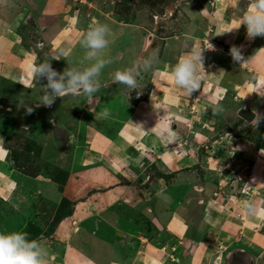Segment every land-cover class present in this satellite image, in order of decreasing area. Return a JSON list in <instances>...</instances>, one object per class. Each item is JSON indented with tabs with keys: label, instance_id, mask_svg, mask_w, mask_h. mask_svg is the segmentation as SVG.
Here are the masks:
<instances>
[{
	"label": "rangeland",
	"instance_id": "rangeland-1",
	"mask_svg": "<svg viewBox=\"0 0 264 264\" xmlns=\"http://www.w3.org/2000/svg\"><path fill=\"white\" fill-rule=\"evenodd\" d=\"M218 2L224 17L237 27L250 0ZM62 5L67 16L78 14L80 37L95 23L110 26L112 42L106 55L112 63L102 71L98 78L100 90L92 98L58 97L50 107L36 102L30 119L18 108L13 91L2 93L7 87L0 81V127L6 129L2 144L5 167L0 172L10 182L7 196L0 189V231H21L28 234V239L39 240L49 250L47 264H107L108 256L118 252L121 258L128 254L134 258L132 264H178L174 253L180 247L184 249L180 258H185L191 254L186 252L190 245L194 248L209 242L206 230L199 229L206 197L211 206L225 208L223 203L233 196L232 206L238 209V202L248 196L255 156L248 157L246 153L258 151L259 126L264 119L256 126L255 115L264 117V99L252 98L251 91L245 88L253 81L245 61L234 62L227 47L211 44L217 43L211 19L207 26L199 22L197 27L188 18L190 12L202 9L211 17L217 0H63ZM56 15L39 19L29 14L24 21L27 27L22 24L17 33L20 46L26 49L22 57L35 54L34 67L48 61L60 74L73 67L82 69L87 62L83 60L85 50L79 47L80 37L73 41L70 31L66 38L58 37L67 24ZM201 31L206 33L203 39L209 41L213 51L230 58L229 62L221 61L226 66L221 83L230 91L226 100L225 96L222 100L221 96L211 97L205 76L201 89L191 96L173 85L169 73L173 65L167 59L175 64L177 60L171 59L174 54L181 56L191 49L190 45L186 49L177 37ZM239 33L241 38L246 36L245 25L238 27ZM232 36L236 37L234 33ZM169 38L174 39L178 49H174L173 41L164 49ZM209 43L201 41L203 52ZM241 43V48L245 43L249 45L245 38ZM153 50H158V58L150 71L140 72L136 90L113 82L115 70L133 68L134 62ZM12 52L11 60L18 62L21 57L15 58ZM162 60L167 64L163 65V76L156 74ZM209 64L204 62L203 68ZM33 79L34 91L45 94L46 79ZM116 86L123 88L121 101ZM166 87L168 94L181 100V111L165 113L151 107L152 101L162 102ZM250 101H254L252 106ZM213 102L222 105L223 111L214 113ZM104 107L111 112L108 118L100 115ZM155 122L166 134L175 135L163 156L167 142L163 139L167 136L152 132ZM126 131L130 136H125ZM134 133L138 137H133ZM147 140L150 142L144 143ZM168 154L173 155L170 166L166 165L170 161ZM254 161L257 170L253 184L258 180L260 165L259 160ZM12 189L15 190L10 195ZM187 189L198 199L187 204L185 212H179L187 203L182 198ZM178 214L181 217L174 221ZM169 218V225L176 222L178 228L183 226L176 229L182 235L170 233ZM240 240L230 236L228 242L209 251L211 264H216L218 258V264H227L225 255L234 251L248 255V264H254L256 256L248 244L242 247ZM109 244L115 250H110Z\"/></svg>",
	"mask_w": 264,
	"mask_h": 264
},
{
	"label": "crops",
	"instance_id": "crops-1",
	"mask_svg": "<svg viewBox=\"0 0 264 264\" xmlns=\"http://www.w3.org/2000/svg\"><path fill=\"white\" fill-rule=\"evenodd\" d=\"M15 1L17 0H0V81L2 80L1 85H4L5 87H7L2 90V93L9 94L10 92L13 91L11 95L17 98L18 104L17 103L16 104L18 105V108L20 106V108L23 109L22 114L25 116V118L28 116V118L30 119L32 118L30 117L32 116L31 115L32 111L28 112L27 109L32 108L33 110V108L37 106L36 102L37 103L41 102L42 94L37 93L36 90L34 91V87H33L34 86V79H33L34 76H33L31 69L34 67L32 57H35V54H30V55H27V57H22L24 55L23 54L24 50L26 49L20 46L17 33L19 32L22 26L27 27L28 24L24 21H26L29 14L31 16L33 14H36V16L39 19L41 17L42 18L43 17L52 18L56 14L60 15L63 18L62 19L63 22L65 21L67 25L65 29L60 30L58 37L66 38L65 36H67V34L70 31V33L73 36L72 37L73 41L77 37H80L79 35L81 34V32H78L77 29L80 28V26L82 25L80 24L81 23L80 18L77 17L78 14H72L71 17L67 16L68 11L66 8H64L65 6L62 5L63 0L62 1L60 0H20V3L17 5L15 4ZM50 3H53V4L49 5ZM222 4L223 3H221V5ZM217 5L218 6L215 9L211 17L210 16L207 17L208 13L206 12V9H205V12H203L202 11L203 9H202L197 12L195 11L190 12V15L188 18H190L192 21L194 20V23H196L195 26H197V23L199 22L201 24L204 23L207 26V24H209V18L211 19L212 21L211 25L215 29L214 39L217 42V43L212 42L211 44L213 45L215 44L217 46H219L218 44H220V46H223V48L227 47V49H230V47L232 46H237V47H240V49H242L241 52H242L243 58L247 57L245 59V63L248 67L247 69L250 72V76L253 77V81L250 80L249 83H246L245 88L251 91L252 98L262 100L264 99V37L257 36L254 39H249L247 37V32H246V36L244 35L241 38L239 36L240 33L237 35L238 25L236 27L233 23H231V20H227L224 17L225 11L219 10L220 4L218 0H217ZM201 27H200V30H201ZM233 33L236 36L235 38H233V36L231 37V34ZM204 36L206 37V33L201 31V32L195 33V35L194 34L190 35V37L189 36L186 37V35L183 33L180 37H177V39H181L182 42L181 41L180 42L182 43V45H184L186 49L188 48L187 45L188 46L190 45L191 49L192 48L199 49L200 48L199 45L201 44V41L204 43L205 42L209 43L207 39H203ZM173 38L176 39V37H173ZM173 38H169V42L164 44V49H168L167 46L169 45L170 41H173L172 43L175 46L174 49H178V44L176 45L174 43ZM243 38H245L247 42L249 41L248 43L249 45L245 43L244 48H241L242 47L241 42ZM197 40H199L200 44H198ZM65 42L67 41L64 40L63 44H65ZM256 43L259 45H257ZM181 47L180 49H182ZM12 50H14L15 58L17 56L21 57L18 62H15L14 61L15 59L11 60L12 59L11 56H13ZM202 55H203V63L207 62L209 64V63H212L213 61L212 64L207 65L206 68L204 69L205 70L204 76L206 77L205 87L207 91L209 92L210 95H213L211 97L221 96V100H222L223 97L225 96L224 100H226V98L228 97V92L230 91H229V88L226 87V85H222L221 83L223 72L226 70V66H224L221 61L225 62V60H227V62H229L228 61L229 57L226 56L225 58L223 53L213 51L212 49L211 50L207 49L206 52H202ZM179 57H180L179 55L174 54L171 59L177 60ZM167 61L171 65H174L173 62H170V60L167 59ZM158 65L160 66L159 67L160 70L156 71L155 69H153L152 73L154 75L156 71V74L163 76L165 72L164 70L166 68L165 66L167 64L163 63V60H162L161 65L160 63H158ZM169 73H171V71ZM169 82H171L170 78H169ZM173 85L176 86L174 83ZM122 89H123L122 87L119 88L116 86L115 92L121 94V96H119V99L122 97ZM167 89L168 88L166 87V91ZM254 90L257 92H254ZM168 92L169 91H167L166 93L168 94ZM166 93H164L163 95L164 98L161 100L162 102L159 103L157 101L155 102L152 101L150 103L151 107H153L154 109H158V112L161 111L165 113L166 112L169 113L170 111L171 112L181 111L180 110L181 100L175 98L174 96H171L170 94L167 95ZM120 101L119 103H121ZM253 102L254 101H250L249 105L252 106ZM160 106L162 107L158 108ZM12 116L13 115H11V118ZM157 118H158V121L160 120L161 122L165 123V120L162 121L161 120L162 118L159 115H157ZM138 120L139 119L136 118L135 123H138ZM25 122L26 124L28 123L27 121ZM165 127H167V125ZM5 130L6 129L4 126L0 127V171L2 170L4 171V167H5V164H4L5 152L2 146ZM168 130L173 131L175 129H173V127H169ZM153 131H158L159 133H162V134L164 133L167 136V137H164L165 139H163V137L160 134L157 135L161 140L162 139L165 141L167 140V142H165L164 144L165 152L162 153V156H163L167 152V149H168L167 146L172 144L171 142L173 141V138H175V135L173 134L168 135L166 134L168 132H164L163 129L160 130V127L158 126V124H156V122L154 124V129H152V132ZM128 134L129 132L126 131L125 136L126 137L130 136ZM259 134L261 137L259 138V143L257 146L258 147L257 153L252 154V152H249V151L246 153L248 157H251V155H253L255 156V159L260 161V165H259V169L257 173L259 176H258L257 182L253 184L252 183L253 177L257 170V169L255 170L256 166H255V161H254L255 159H254L252 163L253 165H251V168H250L251 175H253V177L250 178V182L248 184L250 189L249 190L247 189L248 196L243 197V199H251L253 201H256L258 205L260 206V208L264 209V152L262 153V150H264L263 149L264 147V120L261 121V124L259 126ZM132 136L134 137L137 135L136 133H134V135ZM122 139H125V138H122ZM139 139H140V136H139ZM148 142H150V140H147L144 143H148ZM240 155H243V154H240ZM246 155L244 154V156ZM168 156L170 158V161L166 165L170 166L172 164L171 157H173V155L168 154ZM179 166H181V163H179ZM3 173L0 172V178H2L0 180H3L2 181L3 186L0 189L3 190L7 196L8 192L6 188L8 189L7 186H9L10 182H8L7 178L3 177L4 176ZM14 190L15 189L11 190L12 192H10V195L14 192ZM182 194H183L182 198L184 199V203L186 202L187 203L184 204L185 206L184 210L180 209L179 212L180 211L185 212V210L189 208L188 207L189 204L190 203L192 204L191 201L196 202V200L198 199L197 195L192 194L191 191H189L188 189L185 190ZM234 198L235 197L233 196L227 198L226 202L223 203L226 206L225 208H221L220 206L213 207L211 206L212 204L209 203L210 201H208L209 200L208 197H206L205 200L202 198L204 200L203 203L205 204L204 206L206 208V211L209 209V212L207 214L205 211L203 212V215H201V218H200L201 228L199 229L204 228V230H206L207 238H209L206 241H209V242L197 244V246H194V248H193V245H190L189 250L186 252H189L191 254H189V256L185 258H180V253H184V249L179 246L180 248L177 250V252L174 253L176 255V257L175 255L174 257L177 260H179L178 264H202V263L211 264L210 260H211L212 254L210 252L211 251L213 252L215 249H217V247L222 245V243L228 242L230 236L233 238L236 237V239H239V237H241L240 241H241L242 247L248 244L249 248L251 249V254L256 256L254 264H264V217H255V216H249L245 214L244 218H242L243 216H241V212L238 209H235L234 206H232ZM180 217L181 215L175 216L173 220L178 221ZM170 220L171 218H169V221L167 223L168 227L166 226L168 230L170 229L169 230L170 233L174 234L175 237L176 236L178 237V235H182V231L180 234L179 231L176 232V229H182L183 226H180V228H178L176 226V222L174 223L173 226H171L169 225ZM155 229L159 231L158 228L155 227ZM107 246H109L110 250L113 248L111 244ZM190 249H192L193 251ZM113 250L115 249L113 248ZM237 251H241V250L239 249ZM228 254L225 255L227 256L225 257L226 258L225 260H227V264H248L250 262V258H248V255L242 256L238 253L235 254V251L232 252V254L231 253H228ZM108 257L109 258H107V264H132L134 260V258L131 259L129 254L121 258L119 252L109 255ZM218 263H219V258L216 259V264Z\"/></svg>",
	"mask_w": 264,
	"mask_h": 264
},
{
	"label": "clouds",
	"instance_id": "clouds-1",
	"mask_svg": "<svg viewBox=\"0 0 264 264\" xmlns=\"http://www.w3.org/2000/svg\"><path fill=\"white\" fill-rule=\"evenodd\" d=\"M246 26L247 37H264V0H250L246 11L240 18L239 26ZM238 26V27H239ZM237 27V28H238ZM230 31V30H229ZM112 30L106 23H95L88 27L80 37L78 43L84 49L83 60L87 62L82 69L73 67L63 74L54 70L48 61H44L31 69L34 78H44L47 81L45 94L42 95L40 104L50 107L58 97L84 95L92 98L100 90L99 77L106 66L112 63L106 55L111 41ZM213 46L209 43V48ZM204 48H192L181 55L171 68L173 83L187 96L201 89L205 70L203 68ZM229 54L234 62L243 63L240 47L232 46ZM158 58V50H153L148 56L134 62L133 68L115 70L112 80L115 83L126 86L129 90H136L138 77L141 71H150ZM203 68L204 71H201ZM50 89V92L48 91ZM28 112L32 108L27 109ZM212 111H223V106L213 102ZM103 118L111 115L107 107L100 113ZM261 119L260 114L255 115L256 126ZM242 214L264 217V209H261L256 201L242 199L237 204ZM50 253L48 248L39 240L28 239V234L21 231H0V264H47Z\"/></svg>",
	"mask_w": 264,
	"mask_h": 264
},
{
	"label": "bare ground",
	"instance_id": "bare-ground-1",
	"mask_svg": "<svg viewBox=\"0 0 264 264\" xmlns=\"http://www.w3.org/2000/svg\"><path fill=\"white\" fill-rule=\"evenodd\" d=\"M108 75V74H107Z\"/></svg>",
	"mask_w": 264,
	"mask_h": 264
}]
</instances>
